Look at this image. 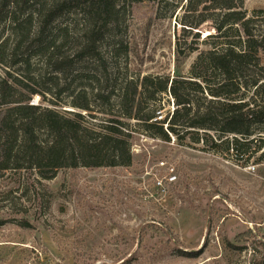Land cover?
I'll use <instances>...</instances> for the list:
<instances>
[{
  "label": "rangeland",
  "instance_id": "obj_1",
  "mask_svg": "<svg viewBox=\"0 0 264 264\" xmlns=\"http://www.w3.org/2000/svg\"><path fill=\"white\" fill-rule=\"evenodd\" d=\"M185 4L121 3L117 24L101 47L104 63L77 62L73 69L81 76L78 81L71 77L55 87L51 68L37 58L30 71L56 94L67 83L70 91L77 85L87 88L96 118L90 114L85 118L98 129L118 111L96 96L99 90L117 95L131 79L188 76L198 52L178 60V48L192 45L205 50L222 43L213 39L202 43L217 35L211 22L192 33L182 31ZM244 10L253 17L264 11V0H244ZM219 13L210 10L207 15ZM256 17L250 28L264 44V14ZM85 26L81 9L65 12L51 26L52 31L68 30L66 55H73ZM241 31L232 26L224 34L236 41L239 34L244 37ZM10 32L7 21L0 27L1 39ZM5 70L0 67V78L7 77ZM18 70L26 73L20 66L10 73ZM69 93L48 94L45 100L35 95L31 104L77 112L69 105ZM251 97L252 92L243 102ZM263 100L264 95L257 101ZM158 103L163 108L160 121L172 113L173 99L162 95ZM124 122L131 132L129 167L62 170L55 179L35 186L26 182L25 173H9L0 180V264H264V146L258 149L264 124L255 129L250 153L237 158L224 146L207 150L211 145L195 143L192 135L182 142L170 135L165 141L142 132L136 120ZM211 135L219 145L234 138ZM171 170L176 176L173 183L168 180ZM24 222L27 227L21 226ZM246 232H250L246 240L237 242L236 237Z\"/></svg>",
  "mask_w": 264,
  "mask_h": 264
},
{
  "label": "trees",
  "instance_id": "obj_2",
  "mask_svg": "<svg viewBox=\"0 0 264 264\" xmlns=\"http://www.w3.org/2000/svg\"><path fill=\"white\" fill-rule=\"evenodd\" d=\"M128 1L148 0H0V27L7 21L11 25L10 35L4 40L0 36V67L6 68L7 75L0 78V180L9 173H25L26 182L35 186L55 179L62 170L129 167L133 162L131 132L124 120L140 122L142 132L165 141H170V135L180 142L192 135L195 143L210 144L207 150L224 146L227 154L232 152L237 158L250 153L255 129L264 124V100L257 101L264 95V44L253 37L250 25L264 11L249 18L244 0H181L186 1L182 31L192 33L211 22L217 35L207 36L202 43L212 39L222 43L205 50L192 45L178 48V60L198 52L188 76L131 79L117 95L99 90L96 96L118 111L107 113L112 118L98 129L91 128L85 118L87 114L96 118L87 88L77 85L70 91L71 83H67L56 94L30 71L32 61L41 60L51 68L52 84L59 87L60 81L81 79L73 69L77 62L104 63L102 44L117 24L119 5ZM78 9L85 15L86 26L73 55H66L71 41L68 30L52 31L51 26L65 12ZM210 10L220 13L211 17L207 15ZM232 26L241 27L244 37L239 34L236 41L229 40L224 33ZM15 66L26 73L11 74ZM63 92H70L69 105L77 112L31 104L35 95L45 100L48 94ZM251 92L250 102H243ZM162 95L172 97L173 111L158 121ZM211 132L234 138L219 145ZM263 146L264 140L258 149ZM249 235L240 234L236 241H245Z\"/></svg>",
  "mask_w": 264,
  "mask_h": 264
},
{
  "label": "built area",
  "instance_id": "obj_3",
  "mask_svg": "<svg viewBox=\"0 0 264 264\" xmlns=\"http://www.w3.org/2000/svg\"><path fill=\"white\" fill-rule=\"evenodd\" d=\"M162 165H164L163 163H161ZM169 182L170 183H173V182H175L176 181V176L174 175V171L173 170H171V173L169 174ZM159 185H161L160 183H159Z\"/></svg>",
  "mask_w": 264,
  "mask_h": 264
}]
</instances>
